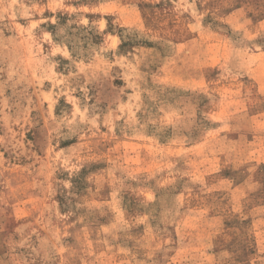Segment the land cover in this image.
I'll return each instance as SVG.
<instances>
[{"label":"rangeland","instance_id":"374dc122","mask_svg":"<svg viewBox=\"0 0 264 264\" xmlns=\"http://www.w3.org/2000/svg\"><path fill=\"white\" fill-rule=\"evenodd\" d=\"M0 264H264V0H0Z\"/></svg>","mask_w":264,"mask_h":264}]
</instances>
